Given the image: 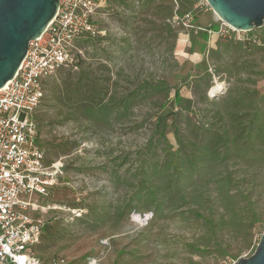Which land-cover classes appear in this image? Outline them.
Here are the masks:
<instances>
[{
  "label": "rangeland",
  "instance_id": "obj_1",
  "mask_svg": "<svg viewBox=\"0 0 264 264\" xmlns=\"http://www.w3.org/2000/svg\"><path fill=\"white\" fill-rule=\"evenodd\" d=\"M201 16L213 19L210 42ZM93 23L97 34L74 42L76 68L46 81L31 115L46 164L62 172L49 196L31 197L45 221L37 257L42 264H233L251 256L264 233V23L232 30L205 0H102ZM69 73L73 87L65 92ZM161 81L192 101L183 112L192 122L168 118L164 143L156 119L172 111V91L164 109L152 101H134L127 112L118 105L143 82ZM193 125L218 135V159L207 150L196 160ZM175 128L185 130L187 155ZM167 149L183 174L174 182L185 189L180 209L162 194L158 203L140 198L144 189L173 185L152 174ZM189 161L197 162L190 177Z\"/></svg>",
  "mask_w": 264,
  "mask_h": 264
},
{
  "label": "built area",
  "instance_id": "obj_2",
  "mask_svg": "<svg viewBox=\"0 0 264 264\" xmlns=\"http://www.w3.org/2000/svg\"><path fill=\"white\" fill-rule=\"evenodd\" d=\"M101 4L60 1L54 19L29 43L15 76L0 89V264H42L35 249L45 221L31 197L49 196L62 172L57 165H45L31 115L44 98L46 81L60 70L76 68L74 42L97 34L93 16ZM186 18L192 21L193 16Z\"/></svg>",
  "mask_w": 264,
  "mask_h": 264
},
{
  "label": "water",
  "instance_id": "obj_3",
  "mask_svg": "<svg viewBox=\"0 0 264 264\" xmlns=\"http://www.w3.org/2000/svg\"><path fill=\"white\" fill-rule=\"evenodd\" d=\"M62 0H0V89L15 76L28 45L54 19ZM218 19L239 32L264 23V0H205ZM233 264H264V233L253 254Z\"/></svg>",
  "mask_w": 264,
  "mask_h": 264
},
{
  "label": "trees",
  "instance_id": "obj_4",
  "mask_svg": "<svg viewBox=\"0 0 264 264\" xmlns=\"http://www.w3.org/2000/svg\"><path fill=\"white\" fill-rule=\"evenodd\" d=\"M157 13L160 12L158 10V8H156ZM164 12H166V16L167 18L172 17V11L169 9H166ZM161 13V12H160ZM176 34L174 33V36ZM207 35H203V38L206 39ZM241 46V44H240ZM253 46L247 47V49H253ZM79 60V56L77 57ZM78 64V63H77ZM73 68H71L70 70H72ZM64 70V69H63ZM60 70L58 73H60ZM57 73V74H58ZM71 77L70 73L67 74L63 80V89H65V92L69 91L70 89L72 90L73 87V83L71 82ZM84 77L82 76L81 80ZM174 89V90H172ZM140 90L141 92L139 93H128L126 94L124 97H122V99L118 102L119 107L123 108L126 112L129 111L130 106L132 105V103L134 101H147L150 102L152 101L154 105L158 106L160 109H164L166 104H167V100L166 98H169L171 91H172V102L170 105H172L171 110L172 111H167L165 112V114H163L162 116L157 117L156 119V125L158 126V128H160L162 126V131L160 133L159 139L162 141L161 143H164V133L163 130L166 125V122L168 120V118H172L173 121L180 119L182 122H186L187 125H189L192 120L189 119V117H184L183 112L188 111V108L190 107V105L192 104L191 100L188 99H184L181 95L178 89L173 88V87H169L167 86V84L165 83V81H161V82H157V84H151L148 82H143L140 86ZM62 93V92H61ZM60 93V95H61ZM95 93V91H93V94ZM69 99L72 98V95H70L68 97ZM231 98V96H230ZM230 98L228 100H230ZM205 100H207V98H204ZM222 99L221 96H216L214 95L212 97V101L211 103H213L214 105H218V102H220V100ZM241 102L243 104L245 103L246 98L244 96L240 97ZM102 99L95 100L93 97L91 99L92 102L98 101L97 103L99 104V102H101ZM169 101V99H168ZM103 102V101H102ZM175 106L179 107L178 110L173 111L174 108H176ZM101 107V105H100ZM103 108L108 109V107L106 108L105 105H103ZM264 113V112H263ZM183 132V133H181ZM191 135H193V137L195 139H197V144H198V148L196 147V160H201V154L202 151H209V156L207 157L209 160H216L220 157L221 153L220 151L217 149V144H218V135L214 132V131H209L206 129H203L202 126L200 127H195L193 125L191 132L189 133ZM175 135L177 136V140L179 141L180 144V148L178 149V151H183L184 155L188 154V149L186 147V145L184 144V142H182V139L187 137L185 130L184 129H178L175 128ZM225 137L227 138V135H225ZM225 138V139H226ZM227 141V140H226ZM163 150V149H162ZM165 155H166V161L161 162L160 159L155 160V162L153 163V169L154 171H152V174H154L156 177L155 179L163 182L165 184L171 183L173 182V185L168 186L167 188H163L161 190L158 189H144L142 191V196L140 197L143 201H146L148 203H158V199L160 197V194H162L164 196V198L166 199L165 203L164 202H159V203H164L166 204L168 207H172L174 209H180L181 205H178L179 202H181L183 195H180V193L182 191H184L185 189L179 188L178 186H175L174 182L176 183L178 181V178L180 176H183V174L181 173L182 170H180V168H176L174 166L173 161H168V157L169 152L168 149L167 151L165 150ZM196 163L195 164L191 161H189L190 167L186 166V170H190L189 172H191L189 174L188 177H190V175H192L194 173V169L196 167ZM45 165L49 166L48 164ZM168 165V166H166ZM173 165V168H170L169 166ZM180 182V181H179ZM160 201V200H159ZM159 205V204H158ZM195 217H200L199 214H196ZM205 221H208L205 219ZM44 234V231H43Z\"/></svg>",
  "mask_w": 264,
  "mask_h": 264
},
{
  "label": "crops",
  "instance_id": "obj_5",
  "mask_svg": "<svg viewBox=\"0 0 264 264\" xmlns=\"http://www.w3.org/2000/svg\"><path fill=\"white\" fill-rule=\"evenodd\" d=\"M198 23H199L198 28L202 29L201 31L204 32L206 35H208V33H206L204 30H210V31H212L211 30V27L214 24L212 18L201 16L199 18V20H198ZM204 33H203V35H205ZM214 34H216V33H214ZM206 38L208 39V42L211 41V37L208 36ZM178 41L181 42V43H187L186 39H181V40H178Z\"/></svg>",
  "mask_w": 264,
  "mask_h": 264
},
{
  "label": "bare ground",
  "instance_id": "obj_6",
  "mask_svg": "<svg viewBox=\"0 0 264 264\" xmlns=\"http://www.w3.org/2000/svg\"><path fill=\"white\" fill-rule=\"evenodd\" d=\"M217 88V87H216ZM218 89V88H217Z\"/></svg>",
  "mask_w": 264,
  "mask_h": 264
}]
</instances>
